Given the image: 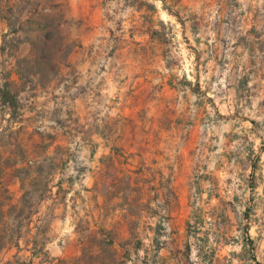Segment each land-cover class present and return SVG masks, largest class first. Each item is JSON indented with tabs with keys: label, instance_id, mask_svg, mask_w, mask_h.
<instances>
[{
	"label": "crops",
	"instance_id": "0c3cea01",
	"mask_svg": "<svg viewBox=\"0 0 264 264\" xmlns=\"http://www.w3.org/2000/svg\"><path fill=\"white\" fill-rule=\"evenodd\" d=\"M109 16L132 17L137 31L105 56ZM164 28L192 65L189 81L166 66ZM59 36L61 50L47 55ZM59 88L85 128L128 125L96 139L106 153L127 143L128 171H64L53 186L49 175L29 229L0 264H88L89 239H111L117 255L112 234L129 239L140 225L147 251L156 248L149 264H264V0H0V144L37 128ZM193 144L208 145L202 171H169V158L185 159ZM14 172L0 171V195L19 207ZM163 213L169 241L158 250Z\"/></svg>",
	"mask_w": 264,
	"mask_h": 264
},
{
	"label": "rangeland",
	"instance_id": "374dc122",
	"mask_svg": "<svg viewBox=\"0 0 264 264\" xmlns=\"http://www.w3.org/2000/svg\"><path fill=\"white\" fill-rule=\"evenodd\" d=\"M158 17L162 23L169 26L170 22H166L165 16L161 15L160 17L158 15ZM158 17H153L152 25L156 21L160 23ZM129 19L133 18L108 17V20L113 25L107 26L105 24L104 27L103 52L105 56L112 54L113 50H115L114 46L118 42H126L129 38H132V30L133 32L137 31V29L132 28ZM123 21L129 22V25L124 24L122 26ZM145 22H148L147 19L141 17L139 21L141 28ZM162 38L166 45L161 50V54H163L167 63L166 66L170 68L169 70L172 72L175 82L189 81L192 75V65L183 62L182 56L178 57L181 50L175 42L176 38L170 30H165V28ZM54 40V44L51 47H43L47 55L57 56L56 52L61 50V47L56 45L62 41V38L59 36ZM44 82L42 81V83ZM59 84L63 83L59 82ZM61 90L62 88H59L58 91H55L56 94L52 95L54 103L52 108L46 113L41 112L36 115L38 120H40L37 128L25 129L21 134L20 142L16 144H0V171H15L14 173L19 175L20 188L23 192L20 197L19 207L11 204L6 206L9 202L6 203L5 200L9 197L4 193L0 195V236L5 237L3 240L5 245L12 246L14 239L21 232L29 229L27 220L37 209L36 205L44 194L49 175H53L49 180L53 186L55 183L57 185L65 181V178L58 176V173L64 171H128L127 143L112 144L110 151L106 153L105 150H99L100 146L96 142L97 134L103 137L110 136L111 133L115 134L117 132L120 125L125 127V129L128 125L126 123L120 124L118 121L113 120L108 121L102 128L96 127L95 124L92 127L85 128L80 121L78 104L72 103V107L69 108V97L66 94L64 95ZM78 93V89L73 91L72 100L73 98L78 99ZM43 121H50V123ZM103 146L108 147V145ZM184 146L186 149L185 159L174 154L173 160L169 158L168 170L202 171L204 167L201 158L202 149L206 150L208 145L193 144ZM209 147H213V145H209ZM223 147L224 145L218 141L214 144V149L216 150L215 167L217 170L224 167ZM3 151L4 154L1 155ZM239 168L241 169L235 171H247L245 164L240 165ZM228 171L234 170L230 169ZM136 210L138 211L139 209ZM163 223H167L168 229H170L169 217L166 219L163 217L159 221L158 250L163 248L169 241L168 234L170 231L165 230ZM104 226L107 227L109 225L105 223ZM129 227L134 229L138 225L134 227V224H132ZM119 229L121 230V227ZM144 231L145 225H140L137 234H130L131 237L129 239H123L117 233L112 234L117 244V255L113 256L112 261L111 259L105 260L104 264H149L146 254L150 252L149 255L153 258L154 254H152V251H156V248L155 250L147 251L149 242L146 241ZM15 261L16 259L13 258L7 262L2 261V264H13ZM84 262L93 264L89 263L87 257H85Z\"/></svg>",
	"mask_w": 264,
	"mask_h": 264
},
{
	"label": "trees",
	"instance_id": "16d2710c",
	"mask_svg": "<svg viewBox=\"0 0 264 264\" xmlns=\"http://www.w3.org/2000/svg\"><path fill=\"white\" fill-rule=\"evenodd\" d=\"M2 216V215H1ZM5 239L4 236H0V251L4 248L5 244L3 243V240ZM112 240L108 238L103 239H96L95 237H92L88 241L87 248L83 249L84 258L87 257V260L89 263L93 264H104L105 260L111 259L115 255V250L112 246ZM97 249L99 251L98 255L88 256L87 254H90L91 251H94V249ZM81 259L79 258L77 260V263H79Z\"/></svg>",
	"mask_w": 264,
	"mask_h": 264
},
{
	"label": "built area",
	"instance_id": "2783aa9c",
	"mask_svg": "<svg viewBox=\"0 0 264 264\" xmlns=\"http://www.w3.org/2000/svg\"><path fill=\"white\" fill-rule=\"evenodd\" d=\"M164 218H165V219L167 218L166 215H164ZM163 226H164V228H165L166 231L169 230V229H168V224H167V223H163Z\"/></svg>",
	"mask_w": 264,
	"mask_h": 264
}]
</instances>
